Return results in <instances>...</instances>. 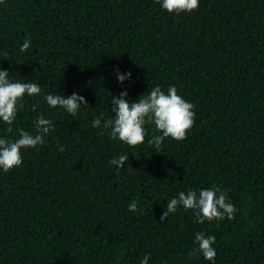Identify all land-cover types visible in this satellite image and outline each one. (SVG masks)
Instances as JSON below:
<instances>
[{"label": "trees", "instance_id": "trees-1", "mask_svg": "<svg viewBox=\"0 0 264 264\" xmlns=\"http://www.w3.org/2000/svg\"><path fill=\"white\" fill-rule=\"evenodd\" d=\"M0 68L41 86L0 138L32 133L40 115L55 128L0 169V264H264V0H199L179 15L156 0H0ZM157 85L194 105L185 140L156 149L145 125L131 148L92 126L114 117L112 96L138 102ZM73 93L87 100L75 117L44 100ZM122 154L117 176L109 161ZM213 185L234 220L194 223L179 208L160 221L181 191ZM197 232L215 237L214 262L188 257Z\"/></svg>", "mask_w": 264, "mask_h": 264}, {"label": "clouds", "instance_id": "clouds-1", "mask_svg": "<svg viewBox=\"0 0 264 264\" xmlns=\"http://www.w3.org/2000/svg\"><path fill=\"white\" fill-rule=\"evenodd\" d=\"M161 8L169 14L191 13L199 8V0H156ZM31 46V40L26 38L20 47V52H27ZM119 82L123 83L131 78V73L121 74L117 70ZM41 94V86L36 82H13L9 79V72L0 68V122L6 124L7 133L13 132V122L17 113L23 107L25 96L34 97ZM127 91L119 96H112L111 111L113 118L104 120L102 117L94 118L92 126L102 129L100 135L107 134L112 140L135 148L145 142L147 135L145 125H153L154 132L147 141L150 146L160 149L165 139L181 142L187 138V133L195 124L194 105L178 95L175 86H169L167 92L160 86L153 87L148 94L141 95L138 102H130L126 99ZM49 108H60L75 117L81 106L87 107L85 97L73 93L65 97L60 94H47L44 96ZM35 111V107H33ZM55 131L53 121L40 115L34 122V131L29 133L19 129V138H0V169L4 173L18 168L23 163L22 149H37L45 144V137ZM58 151L63 152V146ZM128 155H120L112 158L109 163L115 166V174L118 176L120 169L124 168L128 161ZM137 201L128 205L129 212H137ZM179 208L184 211H192L194 223L204 224L213 221L220 222L225 218L234 220L238 209L227 198V193L213 185L208 189L181 191L178 197L168 201L166 210L160 217V221H166L170 214L176 213ZM218 226V224H217ZM215 237L204 232H197L194 243L197 247L188 252V257L202 256L206 261H215L216 249L213 247ZM149 256L145 255L141 264H148Z\"/></svg>", "mask_w": 264, "mask_h": 264}]
</instances>
